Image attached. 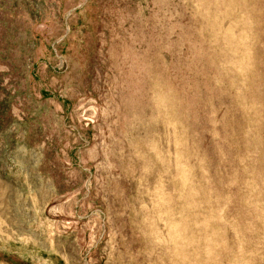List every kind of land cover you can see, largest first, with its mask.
<instances>
[{
	"label": "rangeland",
	"instance_id": "obj_1",
	"mask_svg": "<svg viewBox=\"0 0 264 264\" xmlns=\"http://www.w3.org/2000/svg\"><path fill=\"white\" fill-rule=\"evenodd\" d=\"M0 264H264V0H0Z\"/></svg>",
	"mask_w": 264,
	"mask_h": 264
}]
</instances>
